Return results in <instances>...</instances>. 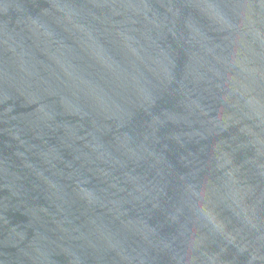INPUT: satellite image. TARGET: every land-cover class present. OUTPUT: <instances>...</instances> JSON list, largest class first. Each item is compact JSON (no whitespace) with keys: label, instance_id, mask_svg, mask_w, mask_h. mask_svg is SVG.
<instances>
[{"label":"water","instance_id":"1","mask_svg":"<svg viewBox=\"0 0 264 264\" xmlns=\"http://www.w3.org/2000/svg\"><path fill=\"white\" fill-rule=\"evenodd\" d=\"M0 264H264V0H0Z\"/></svg>","mask_w":264,"mask_h":264}]
</instances>
